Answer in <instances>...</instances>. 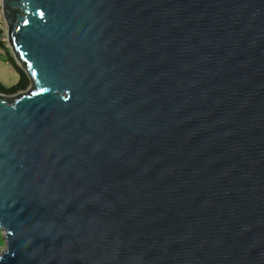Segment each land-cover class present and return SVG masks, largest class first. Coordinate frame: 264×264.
Instances as JSON below:
<instances>
[{
    "label": "water",
    "instance_id": "95a60500",
    "mask_svg": "<svg viewBox=\"0 0 264 264\" xmlns=\"http://www.w3.org/2000/svg\"><path fill=\"white\" fill-rule=\"evenodd\" d=\"M0 9V264H264V0Z\"/></svg>",
    "mask_w": 264,
    "mask_h": 264
},
{
    "label": "trees",
    "instance_id": "16d2710c",
    "mask_svg": "<svg viewBox=\"0 0 264 264\" xmlns=\"http://www.w3.org/2000/svg\"><path fill=\"white\" fill-rule=\"evenodd\" d=\"M5 28H6V24L3 20L1 9H0V51L2 53L3 51H5L6 55L3 54L4 61L11 63L18 73V80L14 84L10 86H5L4 84L0 82V93L10 96V95H15V94L25 91L30 85V79L28 75L26 74V72L19 66V64L15 60L12 54V51L10 50L7 44ZM0 240H1L0 243L4 241L1 229H0Z\"/></svg>",
    "mask_w": 264,
    "mask_h": 264
},
{
    "label": "rangeland",
    "instance_id": "374dc122",
    "mask_svg": "<svg viewBox=\"0 0 264 264\" xmlns=\"http://www.w3.org/2000/svg\"><path fill=\"white\" fill-rule=\"evenodd\" d=\"M4 20V19H3ZM7 34V27L5 28V35ZM0 51V82L5 86H10L18 80V73L9 62L4 61V55ZM1 241V240H0ZM5 247L4 241L0 243V251Z\"/></svg>",
    "mask_w": 264,
    "mask_h": 264
}]
</instances>
